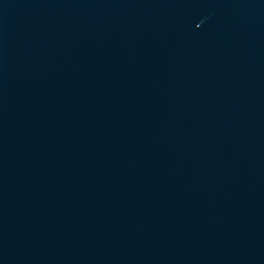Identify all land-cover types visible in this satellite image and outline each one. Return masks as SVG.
I'll return each instance as SVG.
<instances>
[{
    "label": "water",
    "instance_id": "1",
    "mask_svg": "<svg viewBox=\"0 0 264 264\" xmlns=\"http://www.w3.org/2000/svg\"><path fill=\"white\" fill-rule=\"evenodd\" d=\"M0 264H264V0H0Z\"/></svg>",
    "mask_w": 264,
    "mask_h": 264
}]
</instances>
